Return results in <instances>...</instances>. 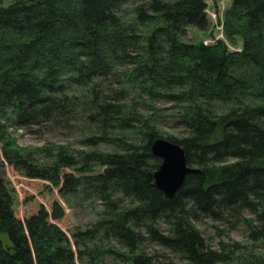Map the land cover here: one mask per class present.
<instances>
[{
	"label": "trees",
	"instance_id": "16d2710c",
	"mask_svg": "<svg viewBox=\"0 0 264 264\" xmlns=\"http://www.w3.org/2000/svg\"><path fill=\"white\" fill-rule=\"evenodd\" d=\"M207 3L0 0L2 149L14 147L13 131L38 129L73 135L82 149L112 152L100 172L89 164L68 168L70 152L62 145L22 150L30 166L47 161L48 173L10 176L2 159L0 264H66L65 255L72 257L55 252L65 236L62 201L23 196L43 181L42 189L58 197L68 176L92 191L111 181L112 191L94 196L101 209L96 221L81 232L103 262L154 264L146 243L188 264L233 261L239 246L209 248L194 224L202 218L247 213L258 225L250 226V238H264V0H230L218 19L225 40L240 43L236 51L220 40H182L187 28L210 30ZM161 104H169L182 138L161 134ZM158 139L179 145L197 170L171 199L155 187L153 171L140 169Z\"/></svg>",
	"mask_w": 264,
	"mask_h": 264
},
{
	"label": "rangeland",
	"instance_id": "374dc122",
	"mask_svg": "<svg viewBox=\"0 0 264 264\" xmlns=\"http://www.w3.org/2000/svg\"><path fill=\"white\" fill-rule=\"evenodd\" d=\"M14 0H4V5H9ZM230 0H208L207 15L211 23L210 30L207 33H200L194 29L187 28L184 31L182 40L185 42L203 41L206 45H212L220 40L225 43L230 51L240 49V43L237 45L229 44L223 35V25L218 24V19L222 18L223 12L229 6ZM173 111L170 110L169 104H161L158 115L160 117L161 127L159 130L164 137L171 136L173 138H182L185 132L182 129L175 127L172 120ZM14 147L8 150L2 149L0 146V162L5 160L8 164L9 175L18 176L26 175L33 171L47 172L49 167L48 162L38 159L39 165L30 166L26 163L23 157L22 150L32 152L34 148L66 146L70 152V161L68 166L71 170H77L82 164H89L93 172H100L108 168L109 154L112 153L109 148L99 147L96 149H82L77 146L75 136L62 132H45L44 130L32 129H17L12 132ZM34 154V153H32ZM2 164V162H1ZM160 164V160L153 157L143 156L140 162V169L143 171H155ZM107 167V168H106ZM1 174H4L2 167ZM77 178L68 176L64 194L61 193L58 197L54 194L46 193L42 189L43 181H36L30 185V192L23 193L24 197L34 195L41 201L52 202L55 198L62 201L65 216L61 221V226L65 232V236L56 244V250L60 253H72V257L65 255L66 264H74L73 260L79 264H113L110 258H106L104 262L95 257L92 252V241L82 237L81 232L92 225L100 212L99 204L94 201V196L102 190L112 191L111 181L104 182L95 191L89 190L88 184L78 182ZM38 202V201H37ZM31 212L30 206L26 207L24 214ZM16 216L20 212L15 209ZM196 228L202 234L206 245L214 250H219L221 246L231 247L238 245V253L234 255L233 261L228 264H243L244 260L250 257L264 258V238L261 240H253L250 238L249 231L251 225L258 226L253 216L244 213L242 218L234 219L226 217L225 220L214 221L209 218H202L194 223ZM161 229H164L161 226ZM2 243L9 245V240L5 235L1 236ZM144 249L148 255H151L154 264H188L180 257L162 249L152 243H146ZM75 253V255H74Z\"/></svg>",
	"mask_w": 264,
	"mask_h": 264
},
{
	"label": "water",
	"instance_id": "95a60500",
	"mask_svg": "<svg viewBox=\"0 0 264 264\" xmlns=\"http://www.w3.org/2000/svg\"><path fill=\"white\" fill-rule=\"evenodd\" d=\"M150 153L160 160L152 176L155 187L165 198H173L184 183L186 176L197 172L187 165L183 149L168 140H156L151 145Z\"/></svg>",
	"mask_w": 264,
	"mask_h": 264
}]
</instances>
